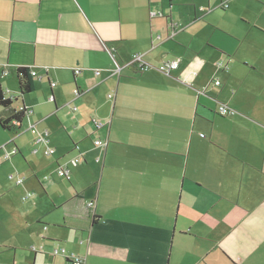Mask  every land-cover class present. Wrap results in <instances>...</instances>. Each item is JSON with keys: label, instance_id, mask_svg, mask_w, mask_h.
<instances>
[{"label": "crops", "instance_id": "1", "mask_svg": "<svg viewBox=\"0 0 264 264\" xmlns=\"http://www.w3.org/2000/svg\"><path fill=\"white\" fill-rule=\"evenodd\" d=\"M255 1L258 18L226 48L194 33L206 15L173 29L171 5H160L166 16L155 0H0V85L13 101L0 116L29 109L19 128L34 131V148L48 131L37 154L58 153L24 170L42 188L22 198L38 209L25 222L33 264H70L53 254L62 248L85 264H264V0ZM137 54L155 68L180 66L140 72L129 66ZM23 67L36 73L35 91L15 105ZM219 105L236 115L221 116ZM0 130L2 163L14 145L21 151ZM60 167L71 175L59 177ZM4 182L0 254L17 247Z\"/></svg>", "mask_w": 264, "mask_h": 264}, {"label": "rangeland", "instance_id": "2", "mask_svg": "<svg viewBox=\"0 0 264 264\" xmlns=\"http://www.w3.org/2000/svg\"><path fill=\"white\" fill-rule=\"evenodd\" d=\"M155 3L157 6L154 7V10H162L166 16L168 15V11H165L160 5L165 4L168 9L171 5L173 24L179 25L180 29H185V31L189 30L191 20L195 18V13L199 19L203 15H206L204 19L207 24L196 26L193 29L194 33L199 31L200 35L206 40H210L211 43L215 42L216 44L224 45L226 48L233 46L235 35L242 34L248 25L255 22L261 9L255 0H155ZM160 21L164 22V20ZM21 99L19 97L14 104H21ZM23 121L26 123L28 118H25ZM33 132L16 127L11 131L6 130V133L2 134L4 136L10 135V141L11 139H15L21 153L11 156L8 160L3 155L4 161L0 163V167H3L5 170V172L3 170L0 171V176L5 179V190L13 196V200L8 207L9 212L6 216L9 235H7V239H9L8 241L11 244L17 246L16 249L0 254L1 264H33L34 254L30 249L33 247L38 248L33 243L35 230L25 224V222L35 218L38 209L31 207L26 210L23 207L24 202L22 198L28 192H33L35 193V197H38V188L40 190L42 188L36 178L25 174L24 170L30 167L29 163L43 166L47 161H53L58 153L54 156H46L45 151H39L38 154L34 153ZM0 133L3 132L0 130ZM3 152L4 148H2L0 153L3 154ZM47 173V171L43 172L40 174V177ZM12 175L25 178L24 185L21 187L16 186L14 181L10 179ZM38 207H43V210L50 209V205L46 199H42ZM36 264L46 263L39 260Z\"/></svg>", "mask_w": 264, "mask_h": 264}, {"label": "built area", "instance_id": "3", "mask_svg": "<svg viewBox=\"0 0 264 264\" xmlns=\"http://www.w3.org/2000/svg\"><path fill=\"white\" fill-rule=\"evenodd\" d=\"M163 13L162 12H151L150 13V17L151 18H161L163 17ZM173 29L175 27V25H172ZM174 36V35H173ZM221 65V64H220ZM130 67H134L136 68L138 71L143 72V71H149L154 69L155 67L146 63V61L144 60V56L137 54L134 56L132 62L129 64ZM180 66V60L176 59L173 61H169V62H164L161 65H159L158 67H156L155 69H157L159 72L164 73L166 75H171L172 72L178 70ZM222 66V65H221ZM81 71L79 69H77L75 71L76 74H79ZM116 74H119L121 72V68L118 66L117 68L114 69L113 71ZM97 75H99V72H97ZM32 76H36V73L32 72ZM214 85L215 86H220V82L219 81H214ZM52 86H55V84H52ZM25 107H22V109L20 111H23ZM26 109V108H25ZM27 111V115L29 116L31 114V111L29 109H26ZM218 113L223 116V117H231L236 115V111L234 109L228 108L224 105H219L218 106ZM93 125L97 128L100 129L104 126V123L100 122V121H93ZM50 133L48 131H45L43 134L39 135V137L36 139L35 141V147L34 148V153H37V147L40 145H48L50 140ZM96 147H104L106 145V143L102 140H96L94 142ZM74 151L79 152L77 154V156L75 158H73L72 163L74 166L80 164L81 162H83V155L80 153V148L78 145L74 146ZM20 152L18 151L17 147L14 145L13 146V150L10 153H5L4 157L5 159H10L11 156H15L17 154H19ZM56 154V150L54 148L51 147H47V149L45 150V155L46 156H54ZM57 175L59 177L62 178H68L71 175V172L69 169L67 168H58L57 169ZM48 177H46L45 179H47ZM10 179L12 181H14L16 186H21L23 185V183L25 182L24 178H16L15 176H11ZM31 197H33L32 193H28L25 197L24 200L30 199ZM93 203H90L89 206H92ZM33 251H36L35 248H32ZM53 254L56 256H63L65 257L68 262L70 264H85L86 259L84 257L78 256L74 253L72 254H68L66 249L62 248V249H56L53 251Z\"/></svg>", "mask_w": 264, "mask_h": 264}, {"label": "trees", "instance_id": "4", "mask_svg": "<svg viewBox=\"0 0 264 264\" xmlns=\"http://www.w3.org/2000/svg\"><path fill=\"white\" fill-rule=\"evenodd\" d=\"M17 80L19 85V97L24 98L27 95L32 94L35 91V81L32 76V72L29 68H20L17 71ZM13 105V101L6 99L4 91L0 85V106L8 109ZM27 111L24 108L23 111H14L8 118L4 119L0 116V128L3 130L11 131L18 128L26 118Z\"/></svg>", "mask_w": 264, "mask_h": 264}]
</instances>
